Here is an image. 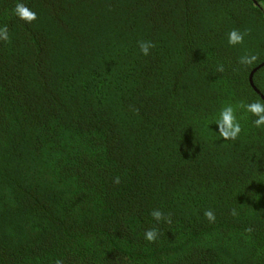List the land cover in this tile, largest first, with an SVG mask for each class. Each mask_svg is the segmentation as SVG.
I'll return each instance as SVG.
<instances>
[{
	"label": "trees",
	"instance_id": "1",
	"mask_svg": "<svg viewBox=\"0 0 264 264\" xmlns=\"http://www.w3.org/2000/svg\"><path fill=\"white\" fill-rule=\"evenodd\" d=\"M4 28L0 264H264V0H0Z\"/></svg>",
	"mask_w": 264,
	"mask_h": 264
},
{
	"label": "clouds",
	"instance_id": "2",
	"mask_svg": "<svg viewBox=\"0 0 264 264\" xmlns=\"http://www.w3.org/2000/svg\"><path fill=\"white\" fill-rule=\"evenodd\" d=\"M16 14L21 18L28 21H32L36 19V13L34 11H30L27 7L23 4H17L15 9ZM246 33H242L238 29H233L228 33V43L230 45H241L244 42ZM0 38L7 40L8 33L7 29H0ZM154 47V44L151 41H141L139 43L140 51L145 55H149L150 50ZM257 57L255 55H246L241 57L240 62L242 64H251L255 61ZM246 108L249 112L257 117L254 121L257 127L264 126V101H257L254 103H250L246 105ZM216 125H218V132L221 137L225 140H236L240 135L242 128L241 124L236 117V110L233 106L229 105L224 107L219 115V119L216 121ZM117 182H119L117 180ZM235 214V211L234 213ZM153 218L156 221H160L164 219V214L160 210H153L151 213ZM205 216L209 221H215V215L212 211H206ZM159 237V232L157 229L152 228L146 231L145 233V240L149 242H155Z\"/></svg>",
	"mask_w": 264,
	"mask_h": 264
},
{
	"label": "water",
	"instance_id": "3",
	"mask_svg": "<svg viewBox=\"0 0 264 264\" xmlns=\"http://www.w3.org/2000/svg\"><path fill=\"white\" fill-rule=\"evenodd\" d=\"M257 70H255L254 72H253V74L256 72ZM252 74V75H253ZM253 77V76H252ZM252 79V78H251ZM254 89L257 91V89L254 87ZM258 93H259V91H257ZM263 99H264V97H262Z\"/></svg>",
	"mask_w": 264,
	"mask_h": 264
}]
</instances>
